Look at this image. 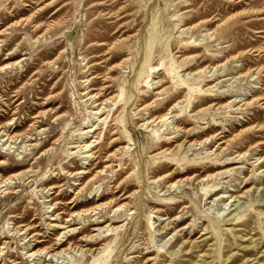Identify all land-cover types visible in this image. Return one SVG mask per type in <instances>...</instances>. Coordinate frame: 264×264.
<instances>
[{"label": "rangeland", "instance_id": "1", "mask_svg": "<svg viewBox=\"0 0 264 264\" xmlns=\"http://www.w3.org/2000/svg\"><path fill=\"white\" fill-rule=\"evenodd\" d=\"M259 210L264 0H0V264H264Z\"/></svg>", "mask_w": 264, "mask_h": 264}, {"label": "bare ground", "instance_id": "2", "mask_svg": "<svg viewBox=\"0 0 264 264\" xmlns=\"http://www.w3.org/2000/svg\"><path fill=\"white\" fill-rule=\"evenodd\" d=\"M154 30V29H153ZM155 39V38H154ZM153 41V40H152ZM181 42V40H176L175 41V43L178 45L179 43ZM149 43V42H148ZM153 44V43H152ZM114 45V44H113ZM150 48V47H149ZM149 51H150V49H149ZM186 53V52H185ZM199 55H196V56H194V58H196V57H198ZM185 59V58H184ZM18 62V61H17ZM147 62V61H146ZM146 62H145V64H146ZM173 63H174V61L172 62V64H171V66L169 67V68H167V71L169 72V73H171L172 75H173V78H175V82L178 84V85H180V86H182L183 88H186L187 90H188V92H189V94H188V97H187V99L190 101V99H191V97H192V95L193 94H196L197 96H200L199 97V99H197V101H196V103L198 104V103H202L204 100H205V98H202L201 96L202 95H205V94H208V93H211V92H213L214 90H213V87H211V86H207V87H205L206 86V83L205 84H203L204 83V81H205V79L207 78V76L205 75V74H201V71H199V72H195V73H193V72H187V71H185V72H183V74H180L174 67H173ZM145 64H144V66H145ZM10 66H13V64L12 65H7L5 68H7V67H10ZM153 68V67H152ZM209 68V67H208ZM149 69V68H148ZM186 70V69H185ZM255 75H257V74H255ZM139 77H141V75H139ZM147 78V77H146ZM140 80V79H139ZM138 81V80H137ZM139 82V81H138ZM158 82H160V81H158ZM95 94V93H94ZM93 96V95H92ZM112 98V97H111ZM177 102V101H176ZM228 102V101H227ZM190 104L191 103H193V106H196L195 104H194V102H189ZM127 104H128V102H127ZM211 105V104H210ZM104 106V105H103ZM224 106V105H223ZM219 108V107H218ZM217 108V109H218ZM102 109H103V107H100L99 109H97V111H95L94 112V114H98V113H101V111H102ZM215 109V108H214ZM192 111V110H191ZM123 114V113H122ZM96 116V115H95ZM121 116V115H120ZM168 114H164V115H162L159 119H158V122H162V124H161V126H163V125H165V123H166V121L168 120ZM123 119V118H122ZM206 120V119H205ZM204 121V120H203ZM214 121V119H212L211 121H207V125H211V123ZM97 122V121H96ZM123 123V122H122ZM245 124H247V123H245ZM96 129H97V127L95 126V123H93V124H91V125H88L87 126V128H86V130L84 131H81V134H80V137H78L81 141V143L79 144V145H77L76 147H79V149H80V151H81V153L82 154H84V158H94V155H93V148L94 147H92L91 145H92V143H90V142H88L87 140H84V137L83 136H87V134H89L90 132H93V133H95V131H96ZM158 130V129H157ZM157 130H155V133L157 132ZM15 137V136H14ZM91 137H93V135L91 136ZM77 139V138H76ZM78 139V140H79ZM185 141V140H184ZM197 142V141H196ZM188 143V142H187ZM183 145V144H182ZM172 148V147H171ZM96 150V149H95ZM258 159H260V157L258 158ZM110 164V163H109ZM89 171L88 170H85L84 171V173H88ZM185 173H187V172H185ZM120 181V180H119ZM178 182H181V183H183L184 181L182 180V181H178ZM118 183V182H117ZM198 183V182H197ZM199 183H201V181H199ZM117 185V184H116ZM197 185H199V184H197ZM211 190L212 189H208L207 190V194H208V192L210 191L211 192ZM249 191L250 190H247L246 192H244V194H248L249 193ZM210 196H212V195H215V196H218L219 194H218V192L216 191V190H214V191H212L210 194H209ZM109 196V195H108ZM229 197H231V196H229ZM120 205V204H119ZM249 207H252V205H249ZM121 208V206H118L117 208H116V210H119ZM246 208V207H245ZM113 209V208H112ZM77 213V212H76ZM72 214V213H71ZM229 214V213H228ZM258 214V216L260 217V215H262L261 217H264V211H261V210H259V213H257ZM95 215V214H94ZM79 217V216H78ZM244 214L242 213V214H237V215H235L233 218H231L232 220H237L238 222H240V221H243L244 220ZM51 220L52 221H56L57 220V218L56 217H52L51 218ZM67 220V219H66ZM71 221V220H70ZM65 222V221H64ZM217 223H219V222H217V221H214L213 222V226H215ZM61 224V223H60ZM65 224V223H64ZM106 225V224H105ZM52 226H54V227H61V228H69V226L70 225H68V226H64V225H57V223H54V224H52ZM102 226V225H101ZM219 226V225H218ZM71 227V226H70ZM75 228H70L69 230H66V231H64L63 233L65 234V233H68V232H70L71 230H74ZM103 230V228H99V230ZM148 229V228H147ZM163 229H166V224H164V225H162V226H160V228H157L156 230H155V232L156 233H161V231L163 230ZM264 236V235H263ZM58 239V238H57ZM59 240V239H58ZM57 241V240H56ZM58 242V241H57ZM262 242V241H261ZM260 240H258V238H253V237H250V239H249V242H248V244L247 245H245V247L246 248H249V247H251L252 249H254V248H258V246L260 245ZM38 244V243H37ZM42 244V243H41ZM62 245V242H61V244H60V246ZM39 246V245H38ZM59 247V246H58ZM102 247V246H101ZM72 248V247H71ZM73 249H76V247H74ZM66 250L67 249H62L61 251H57V252H55V253H53L52 255H51V257H54V256H57V254H62V252H66ZM77 250H80L81 252H83V254H84V257L86 258V260H87V262H86V264H106V261H107V259H108V257L110 256V248L107 246V245H105L103 248H101V250L100 251H98L97 253H96V251L94 250V251H92L91 249H88V248H85V249H83V248H78ZM51 252V251H50ZM49 253V251L48 252H46V255ZM43 254H45V250H37V251H31V256H35V257H39V259L41 258L42 259V257L44 256ZM99 254H102V257L101 258H98L99 256ZM46 255L44 256V260H42L41 262H39V263H36V264H51V262H49L48 261V259L46 258ZM104 256H106V258L105 259H103L104 258ZM233 257V254H230V255H227L226 256V260L228 261L229 259H231ZM103 259V260H102ZM38 260V259H37ZM198 261H196V262H192L191 264H196Z\"/></svg>", "mask_w": 264, "mask_h": 264}]
</instances>
